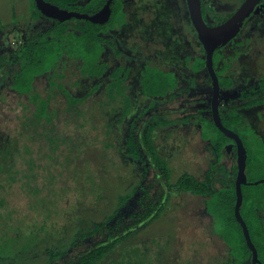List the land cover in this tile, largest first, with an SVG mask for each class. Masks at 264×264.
I'll return each instance as SVG.
<instances>
[{
    "label": "rangeland",
    "instance_id": "rangeland-1",
    "mask_svg": "<svg viewBox=\"0 0 264 264\" xmlns=\"http://www.w3.org/2000/svg\"><path fill=\"white\" fill-rule=\"evenodd\" d=\"M241 1L213 0L212 5L217 9L208 8V19L211 23L222 21ZM127 3L131 10L130 23L121 31L110 34L118 42L116 47L121 54L108 46L104 56L111 61V66L102 77L84 76L78 65L80 61L67 59L57 68L64 74L62 77L51 71L36 78L35 91L48 98L53 110L58 112L53 122L42 120L40 123L37 120L31 122L35 119L36 103L29 94H20L11 86L16 66L13 52L18 46L15 42L48 28L54 21L46 15L35 17L30 0H0V258L4 255L13 258L20 251L10 264H33L37 251V226L47 223L45 228L51 233L52 225L61 227L65 221L71 223L74 214L81 213V208L77 210L81 203L95 206L98 185L103 183L99 177L100 171L104 170L100 156H104L109 164L111 176L106 174L105 183L112 186L113 203L117 202L119 193L134 188L141 178L143 187L148 183L149 186L165 188L173 186L176 177L185 170L199 178L205 177L212 163L218 166L212 169L217 187L236 181V146L225 149L222 159L217 161L210 140L201 136L200 116L211 117L212 84L207 71L193 72L185 62L188 54H204L190 20L186 0H127ZM255 9L243 35L252 34L251 42L244 39L245 46L228 44L224 51L225 55L234 54L237 48L240 54L232 64L234 73L225 72L233 75L234 85L222 88L221 105L240 106L245 122L253 124L252 127L264 135V103L242 106L250 97H242L243 89L245 93L254 94L259 88L249 86H257L264 75V34L258 31L264 28V0ZM257 21L261 23L257 24ZM68 23L77 31L80 30L78 25H83L78 19H69ZM251 23L256 24V31H251ZM147 57L175 70L180 82L167 94V97L176 94L173 99L158 98L156 100L162 102L157 101L156 107L141 114L149 103L155 101L139 86V69ZM120 63L130 67L126 92L131 96L132 104L131 112L123 119H120L122 107L116 102L111 103L115 106L111 114H104L98 105L106 97L105 88L111 70ZM51 78L63 82L75 96L87 94L96 85L99 87L80 104V113H75L69 109L64 90L51 85ZM247 87L248 90L245 89ZM111 105L106 107L110 109ZM155 113L159 116L157 121L160 118L176 119L172 123L161 124L153 132L156 148L172 168L171 181L166 178L160 182L158 175L155 177L157 167L151 163H148L150 165L144 174L142 160H135L127 153L132 121L137 120V130L145 131L151 122H156L151 119ZM56 134L63 139L57 149L54 147L56 143L50 141V136ZM73 142L78 144L74 151L69 149L73 148ZM142 152L147 156L145 151ZM55 153L59 156L53 157ZM72 170L76 172L71 175ZM80 171L85 174L83 178ZM161 171L164 173L165 170ZM33 172L37 174L34 178L25 176ZM62 178L66 179V186L61 183ZM36 185L44 187L37 190ZM117 186L126 187L119 192ZM135 199L133 197L122 209L118 220L120 227L132 225L135 217L138 218V214L133 216L140 208ZM167 203V212L156 223L144 220L131 226L135 232L129 237H134L130 243L150 247L147 256L138 258H145L146 264H188V261H191L189 264H223L229 258V246L220 234L213 232L212 218L202 196L175 188L170 192ZM114 206L112 204L111 208ZM49 208L53 209L50 217L47 215ZM84 223H80L82 228H86ZM115 224V219L110 222L111 226ZM110 230L111 227H105L96 235L80 239L64 258L75 256L95 242L106 239ZM161 246L163 250L160 251ZM124 248L120 242L98 264H108L110 259L112 264H120L118 253Z\"/></svg>",
    "mask_w": 264,
    "mask_h": 264
},
{
    "label": "trees",
    "instance_id": "trees-1",
    "mask_svg": "<svg viewBox=\"0 0 264 264\" xmlns=\"http://www.w3.org/2000/svg\"><path fill=\"white\" fill-rule=\"evenodd\" d=\"M48 1L57 4L61 8L78 10L89 14L98 12L106 3H109L111 6V14L108 18L101 21H94L88 18L80 19L77 17L60 19L59 17L47 16L38 8L35 0H30V8L33 9L35 17L38 15H46L53 19L54 22L48 28L42 29L32 36H26L21 41L15 42L16 44L18 43V46L13 52L16 66L12 72L11 86L20 94H29L30 99L36 103L35 119H32L31 122H36L35 120H37L40 123L42 120L49 123L53 122V118L58 112L53 110L48 98L40 95L38 91H35L34 84L36 78L51 71H54L55 75L62 77L64 74L59 72L57 68L67 59H78L80 61L78 63L80 71L84 76L102 77L111 66V61L104 56L108 46L115 49L119 55L121 54L119 48L116 47L115 39L110 34L113 30H121L130 23V16L125 8V0ZM69 19L83 21V25H78L79 31L70 28L68 23ZM233 59V56L226 58L224 57V53H221L219 50L215 51L214 65L222 87H231L234 85L233 77L225 74L230 68ZM186 65L191 67L193 71L199 72L206 68V57L202 54H198L195 57L188 55L186 56ZM139 71V86L141 90L145 95L155 99V101L149 103L143 109L142 114L148 108L156 107L158 101L156 99L166 98L168 92L178 86L179 78L174 70L163 67L160 62L157 63L151 57L146 58ZM129 74L130 67L124 63H120L111 70L110 79L105 88L106 97L104 101H97L98 105L101 106L100 110L104 114H111L114 111L115 106H113L114 104L111 105L112 102H116L122 107L120 119H123L131 112V96L126 92V80ZM50 83L52 86L57 85L64 90L69 109L75 110V113H80V104L99 87L96 85L87 94L75 96L65 87L63 82H58L54 78H51ZM257 87L259 90L254 94L242 92V97L250 96L242 106H253L264 103V76L259 80L257 86L252 85L251 88ZM175 96L176 94H172L167 98L173 99ZM159 102H162V100H159ZM96 105L94 103V106ZM109 105H111L110 109L106 107ZM239 107H224L221 105L220 113L223 124L240 134L247 150L246 173L248 182L242 185L243 203L240 210L248 225L251 238L258 250L259 261L257 264H264V219L261 215V210L264 208V180L256 182L264 178V137L254 127L245 122V116ZM158 117L157 113L151 117L156 122H151L145 131L142 129L140 131L137 130V120L132 121L131 130L127 137L129 145L127 153L135 160H142V163L145 164L144 174L147 173V167L150 165L148 163H151L152 165L154 164V168L157 167L155 169V177L158 175L160 182H162V179L166 181V178L171 181L172 168L156 148L153 140V132L161 124L172 123L176 119L161 120L160 118L157 121L156 118ZM200 122L202 127L201 136L204 139L210 140L214 147L216 159L220 161L223 157L224 150L228 149L227 145L231 142L235 143L234 139L222 131L212 117L201 115ZM50 141L51 143H56L54 147L57 149L58 143H61L63 139L59 134H56L50 136ZM109 145L110 143H108ZM72 146L73 148L70 147L69 149H73L72 151H74L77 149L78 144L73 142ZM142 151H145L147 156L143 155ZM57 153L53 157H58L59 155L56 156ZM100 157H102L101 165L104 170L100 171L99 177L103 183L98 185L94 200L95 206L81 203L77 208L78 211L81 208V213H75L74 217H72L74 219L69 217L71 223L65 221L61 227L52 225L51 233L45 228L47 223L37 226V230L35 231V234L38 236L37 251L33 264H98L102 260H105L120 242L125 246L118 253L120 264H146L145 258H138V256H147L150 247H141L139 244L132 245L130 243V239L134 237H129L135 232V228L131 226L144 220H152V222H155L157 219L163 218L168 209L169 204L167 201L170 199V192L175 188L202 195L205 198L207 210L213 217V230L221 235L230 248L232 258L223 264H248L251 262L252 250L247 244L242 225L235 215L237 197L235 180H232V182L234 181L233 184L230 181L227 184L217 187L213 180L214 174L212 171V169L218 167H216V164L212 163L211 168L207 170L203 178H199L189 170H185L176 177V180L172 183L173 186H165V188L164 186L153 187L151 184L149 186L148 183L146 184L147 186L143 187V179L141 178L134 184V188L119 193L117 202L113 203L110 189L112 186L105 183L108 178L106 174L110 175L111 173L108 170L109 164L104 160V156ZM64 160L66 161V159ZM162 169L165 170L164 173L161 171ZM234 169L237 173V163ZM72 171L70 172L71 175L76 172V170ZM52 175L54 176V173ZM80 175L82 178L85 176L81 171ZM25 176H33L34 178L37 174L33 172L32 174H25ZM31 181L29 180L28 182ZM91 181L95 182L94 180ZM169 181L168 183H171ZM61 183L65 184L66 179L62 178ZM44 186L47 185L44 184ZM44 186L36 185L35 188L37 190L43 189ZM125 187L117 186V189L120 192ZM170 188L172 189L169 190ZM133 197H136L135 200L138 201L140 206L139 210L134 212L133 216L135 217L137 214L139 216L138 218L135 217L134 224L120 227L118 220L123 212L122 209L129 205ZM112 204L115 205L113 208H111ZM52 211V208L48 209L47 215L49 217L52 216ZM114 219L116 224L111 226L110 222ZM81 221H85L86 228H82L80 225ZM78 222L79 224H77ZM74 223L76 225L72 226ZM14 226L16 227L18 224ZM69 226L72 227L67 229ZM105 227H111L106 239L95 242L89 248L80 251L75 256L64 258L69 249L75 246L80 239L83 240L96 235ZM137 229L139 231L140 226ZM45 241L49 246L47 244L45 245ZM160 248V251L163 250L162 246ZM19 253L20 251H17L16 255H19ZM16 255H13V258L9 255L2 256L0 258V264H10L9 262L13 261L14 257H17ZM112 263L110 259L108 264Z\"/></svg>",
    "mask_w": 264,
    "mask_h": 264
},
{
    "label": "water",
    "instance_id": "water-1",
    "mask_svg": "<svg viewBox=\"0 0 264 264\" xmlns=\"http://www.w3.org/2000/svg\"><path fill=\"white\" fill-rule=\"evenodd\" d=\"M38 8L50 17H59L60 19H68L71 17L88 18L94 21H101L108 18L111 14V6L106 3L103 8L94 14L81 12L78 10H69L61 8L55 3L48 0H35ZM192 23L197 32L198 38L204 46L206 52V68L208 69L212 78V96H211V108L212 118L216 125L224 131L230 138H233L237 149V176H236V203H235V215L242 225L247 244L252 250L251 262L248 264H257L259 261L258 250L253 242L248 225L241 214V205L243 203V189L242 185L248 182L246 173L247 164V150L244 142L238 132L226 127L223 124L220 113V96H221V84L219 75L214 65V52L215 49L225 45L229 42L242 27L246 17L253 11L255 6L260 0H244L238 9L225 21L210 25L206 22L203 14L202 0H186ZM232 144L228 145V149L232 148ZM264 180L259 179L256 182Z\"/></svg>",
    "mask_w": 264,
    "mask_h": 264
},
{
    "label": "flooded vegetation",
    "instance_id": "flooded-vegetation-1",
    "mask_svg": "<svg viewBox=\"0 0 264 264\" xmlns=\"http://www.w3.org/2000/svg\"><path fill=\"white\" fill-rule=\"evenodd\" d=\"M243 1L244 0H242L241 1V3H240V5L243 3ZM187 2V1H186ZM262 2V0H260L257 4H260ZM213 4V0H202V7H203V14H204V18H205V20H206V22L208 23V24H210V25H215V24H219V23H221V22H223V21H225L227 18H229L237 9H238V7L240 6H238L231 14H229L225 19H223L222 21H219V22H217V23H211L210 22V20L208 19V17H209V9L208 8H215V10L217 9V7H215L214 5H212ZM257 6V5H256ZM256 6H255V8H256ZM187 7H188V5H187ZM125 8H126V10L128 11V13H129V16H130V19H131V10L129 9V7H128V3H127V0H125ZM253 9V11L246 17V19H245V21H244V23H243V25H242V27L239 29V31L236 33V35L229 41V42H227L225 45H223V46H221V47H219V48H217V49H215V51L216 50H219L221 53H224V57H226V58H228L229 56H233L234 57V59H233V61H235V57H238V55L240 54V51H239V49H237V48H235V53L234 54H229V55H225V49H226V46L229 44V45H231V44H235L236 46H245V43H244V39H249L250 40V42H251V39H252V34H249V35H246V37H243V35L244 34H246V33H244V31H246L245 30V27H247V25H248V21H249V19H250V17L253 15V13L255 12V10L256 9ZM204 9H205V12H204ZM188 11H189V9H188ZM87 13V12H86ZM189 16H190V12H189ZM80 19H83V18H80ZM190 20H191V23H192V19H191V16H190ZM131 21V20H130ZM83 22V21H82ZM257 24H260L261 22L260 21H257L256 22ZM192 26H193V28H194V31H195V33H196V35H197V32H196V30H195V27H194V25H193V23H192ZM250 29H251V31L253 32V31H256V24H250ZM264 28L263 27H261V28H259V32L260 33H262L263 32V34H264V30H263ZM122 30V29H121ZM121 30H118V29H115V30H113V31H121ZM112 31V32H113ZM112 36V35H111ZM245 36V35H244ZM113 37V36H112ZM197 37H198V35H197ZM238 37H240V39H238ZM241 37H243V38H241ZM113 39H115L114 37H113ZM238 39V40H237ZM115 42H116V44H117V46H118V42L115 40ZM201 42V41H200ZM201 45H202V47H203V52H204V54H202V55H204V56H206V52H205V49H204V46H203V44L201 43ZM247 45V44H246ZM214 54H215V52H214ZM188 55H192L193 57H195L196 55H198L197 53L196 54H188ZM188 55H186V56H188ZM146 60V59H145ZM233 61H232V63H231V66H230V68L228 69L230 72L232 71L231 70V67H232V64H233ZM185 62H186V57H185ZM191 68V67H190ZM173 70V69H172ZM192 70V69H191ZM175 71V70H174ZM193 71V70H192ZM204 71H207V73L209 74V77H210V79H211V84H212V78H211V75H210V73H209V71H208V69L207 68H204L203 70H201V71H199V72H204ZM193 72H195V71H193ZM248 72V71H247ZM175 73H176V75H177V72L175 71ZM197 73V72H196ZM228 75H230V74H228ZM178 76V75H177ZM232 76V75H231ZM262 76H264V75H262ZM262 76L260 77V79L262 78ZM179 78V77H178ZM233 80H234V78H233ZM180 82V81H179ZM221 84V83H220ZM257 84H258V82H257ZM250 87H252V85L251 86H249V88ZM222 88H227V87H222L221 86V90H222ZM248 87L247 88H245V89H249ZM243 91L245 92V90L243 89ZM211 96H212V93H211ZM250 98V97H249ZM220 100H221V96H220ZM220 106H221V104H220ZM210 108H211V102H210ZM211 117H212V108H211ZM262 136H263V134H262ZM264 137V136H263ZM229 144H232V146H234V148H235V146H236V144L234 143V142H231V143H229ZM228 144V145H229ZM228 145H227V147H228ZM236 152H237V149H236ZM236 157H237V155H236ZM236 163H237V161H236ZM238 171V170H237ZM236 176H237V173L235 174V179H236Z\"/></svg>",
    "mask_w": 264,
    "mask_h": 264
},
{
    "label": "crops",
    "instance_id": "crops-1",
    "mask_svg": "<svg viewBox=\"0 0 264 264\" xmlns=\"http://www.w3.org/2000/svg\"><path fill=\"white\" fill-rule=\"evenodd\" d=\"M231 74L232 73H234V70H233V66L231 67ZM232 77H233V75H232ZM234 78V77H233ZM243 114H244V112H243ZM252 126H254L253 124H252ZM260 132V131H259ZM261 133V132H260ZM261 134H263V133H261ZM264 136V135H263ZM189 193H191V192H189ZM194 196H202V195H197V194H194V193H192ZM203 197V196H202ZM204 198V197H203ZM204 200H205V198H204ZM205 206H206V210H207V205H206V200H205ZM207 212L209 213V211L207 210ZM210 214V213H209ZM211 215V214H210ZM261 215L263 216V219H264V208H263V210H261ZM211 218H212V230H213V217H212V215H211ZM213 232H214V230H213ZM216 233V232H215ZM218 234V233H217ZM219 236H221V235H219ZM222 238V237H221ZM223 239V238H222ZM224 240V239H223ZM226 243V242H225ZM227 244V243H226ZM232 258V256H231V254H230V248H229V258L228 259H231ZM227 259V260H228ZM226 260V261H227ZM191 261H188V264L190 263ZM225 263V262H224Z\"/></svg>",
    "mask_w": 264,
    "mask_h": 264
}]
</instances>
